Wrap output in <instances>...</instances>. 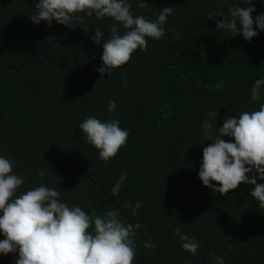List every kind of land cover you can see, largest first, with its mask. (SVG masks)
Instances as JSON below:
<instances>
[{"label":"trees","instance_id":"16d2710c","mask_svg":"<svg viewBox=\"0 0 264 264\" xmlns=\"http://www.w3.org/2000/svg\"><path fill=\"white\" fill-rule=\"evenodd\" d=\"M36 2L0 0V53L6 57L0 55V112L16 128L13 172L25 177L16 195L44 184L70 206L99 205L89 215L115 212L125 226L108 196L129 218L144 211L136 224L168 264H217L216 256L225 264H264V208L251 197L253 186L241 183L221 195L198 176L203 147L212 143L202 135L207 113H218L213 126L219 128L226 114L238 117L264 103V89L251 100L254 81L264 78V31L246 41L216 28L222 16L206 18L247 6L246 0H145L150 11L130 0L133 15L150 20L164 7L175 10L164 37L148 38L147 51L137 49L110 77L96 71L103 46L91 37L100 28L107 39L114 21L93 16L73 28L36 25L29 17ZM252 6L253 18L264 14V0ZM109 100L116 102L114 112ZM89 115L119 120L130 131L126 146L107 162L78 127ZM9 135L0 123V156L7 158ZM137 202L143 207L135 208ZM178 227L199 242L196 254L182 249ZM132 239L134 264H163L135 230ZM16 259L18 252L0 254V264Z\"/></svg>","mask_w":264,"mask_h":264},{"label":"clouds","instance_id":"9594fccd","mask_svg":"<svg viewBox=\"0 0 264 264\" xmlns=\"http://www.w3.org/2000/svg\"><path fill=\"white\" fill-rule=\"evenodd\" d=\"M246 3L247 6H229L227 14L211 12L206 18L222 16V21H214L217 29L250 41L258 35L257 30L264 31V14L253 18L256 9L252 0ZM137 7L151 10L145 0H138ZM35 9L29 16L32 23L45 21L49 27L55 21L73 28L85 17L93 16L113 20L107 39L100 28L94 29L95 35L91 37L103 46L100 57L103 63L96 71L109 77L113 69L130 62L137 49L147 51L148 38L159 41L164 37L168 17L175 10L164 7L155 20H150L144 15H133L130 0H37ZM181 38L180 33H175L176 41ZM123 84L126 86L127 81ZM262 89L264 78H258L251 88L253 102L261 98ZM116 107V102L109 100L108 111L114 112ZM217 115L209 111V118L202 121V135L212 143L203 147L199 179L203 186L221 195L237 189L241 183L253 186L250 195L264 208V183H257L258 179L264 180V103L258 110L243 111L238 117L226 114L219 128L213 126ZM78 127L105 162L126 146L130 135L128 129L120 127L119 120L101 121L94 115L87 116ZM223 137L234 138V142ZM14 167L13 160L0 156V233L5 237L0 240V254L18 252L15 264H134L137 252L132 225L125 226L111 211L103 217L89 215L80 206L62 202L60 192L44 184L16 195L25 177L14 173ZM37 174L43 177L45 173ZM142 207V202L135 204L137 209ZM174 235L182 242L183 250L197 253L200 246L197 240L179 227L174 229ZM215 260L217 264H225L223 257L216 256Z\"/></svg>","mask_w":264,"mask_h":264},{"label":"water","instance_id":"95a60500","mask_svg":"<svg viewBox=\"0 0 264 264\" xmlns=\"http://www.w3.org/2000/svg\"><path fill=\"white\" fill-rule=\"evenodd\" d=\"M1 56H3L4 58L5 55L4 53H0ZM0 123L3 126H6L10 129V135H9V142H8V151L10 153V160H14L15 158V152L13 150V143H14V139H15V133H16V128L13 124H11L10 122H8L7 120L4 119V115L0 112ZM91 181L96 184L97 186L100 187V185L98 184V181L96 180V178L93 175L89 176ZM105 194H107L105 192ZM108 204L112 205L117 212H119L129 223V225L133 226V229L137 232V234L144 240V242L150 247V249L156 254V256L163 262V264H168L164 258L156 251V249L151 245V243L149 242V240L142 234V232L140 231V229L138 228L136 221H138L143 215H144V211L139 212L136 216H134L133 218H129L120 208V206H118V204L110 197L108 196ZM99 205H94V206H89L86 208H83V210L86 211H91L93 209L98 208ZM3 234L0 233V236H2ZM205 264V261L202 263Z\"/></svg>","mask_w":264,"mask_h":264}]
</instances>
